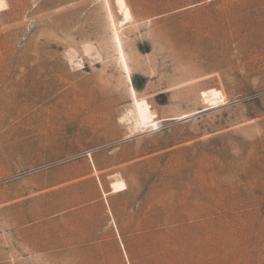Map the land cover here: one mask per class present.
<instances>
[{"label":"rangeland","instance_id":"374dc122","mask_svg":"<svg viewBox=\"0 0 264 264\" xmlns=\"http://www.w3.org/2000/svg\"><path fill=\"white\" fill-rule=\"evenodd\" d=\"M107 1L0 0V264H264V0Z\"/></svg>","mask_w":264,"mask_h":264},{"label":"bare ground","instance_id":"6f19581e","mask_svg":"<svg viewBox=\"0 0 264 264\" xmlns=\"http://www.w3.org/2000/svg\"><path fill=\"white\" fill-rule=\"evenodd\" d=\"M104 1L106 3L107 9H108L109 19H110L111 23L113 24L114 22H113L112 15H111V12H110L109 7H108V1L107 0H104ZM119 11L122 14V17H123L124 21H126V22L128 20L130 21L129 11H128L127 7L124 4H121L119 6ZM115 33H116L117 44H118L119 50H120L121 59H122V62H123V65H124V69H125L126 74H127V79H128V82L131 85L130 76H129V71H128V67H127V64H126V60H125L124 54H123L122 49H121V45H120V42H119V38H118L117 32H115ZM131 91H132V94L135 96V92H134V89L132 87H131ZM134 101H135V109H136L137 121L140 122V124L142 126H146V125H148L150 123L152 125V127L155 128L157 125L153 121L152 114H151V112L149 110L148 104L146 102H144V101H139L136 98L134 99ZM100 104H102V101H101V103L99 102V105ZM100 108L101 107H99V109ZM125 189H126V186H125V183L122 180H118V181H115V183H113L112 192L123 191Z\"/></svg>","mask_w":264,"mask_h":264},{"label":"trees","instance_id":"16d2710c","mask_svg":"<svg viewBox=\"0 0 264 264\" xmlns=\"http://www.w3.org/2000/svg\"><path fill=\"white\" fill-rule=\"evenodd\" d=\"M150 234H155V232H148V233H140V238L142 241L146 243L144 240ZM155 258L154 264H170L172 259L171 257L162 253L161 248H149Z\"/></svg>","mask_w":264,"mask_h":264}]
</instances>
